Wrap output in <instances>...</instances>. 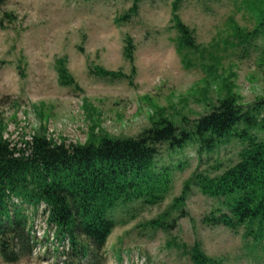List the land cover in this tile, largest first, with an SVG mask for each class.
<instances>
[{
	"label": "rangeland",
	"instance_id": "obj_1",
	"mask_svg": "<svg viewBox=\"0 0 264 264\" xmlns=\"http://www.w3.org/2000/svg\"><path fill=\"white\" fill-rule=\"evenodd\" d=\"M133 1L8 0L0 11V131L6 141L20 148L44 133L68 145L86 143L92 132L136 137L161 116L177 125L184 117L194 121L229 93L244 106L264 98V0H181L178 14L193 32V50L178 46L175 0H142L138 16L117 23ZM4 12L15 16L13 23H1ZM126 40L134 46L133 62L125 57ZM59 62L78 88L61 85ZM96 69L125 78H102ZM232 135L202 155L197 146L174 152L162 146L158 163L173 169V192L161 206L137 211L134 205L128 216L119 215L102 264H193L168 247L172 239L188 247L200 243L223 264H264V246L245 239L244 229L203 224L219 203L195 187L186 217L170 235L142 227L181 195L201 160L200 170L212 175L218 163L223 171L238 161L242 145ZM43 210L30 212L42 245L16 264H57L54 250L61 245L43 244L50 231ZM0 264L9 263L0 257Z\"/></svg>",
	"mask_w": 264,
	"mask_h": 264
},
{
	"label": "trees",
	"instance_id": "obj_2",
	"mask_svg": "<svg viewBox=\"0 0 264 264\" xmlns=\"http://www.w3.org/2000/svg\"><path fill=\"white\" fill-rule=\"evenodd\" d=\"M141 1L134 0L117 23L138 16ZM180 1L175 0L172 6L178 46L197 49L193 32L178 14ZM7 3L0 0V11ZM14 20L13 14L4 12L1 23ZM124 53L133 62L135 50L130 40H126ZM63 64L59 62L58 68L61 85L78 88ZM94 72L102 78H125L122 73L103 69ZM241 125L243 128L237 130ZM233 133L242 145L238 161L223 171L218 163L211 168L215 172L212 175L200 170L201 160L181 195L173 198L163 214L142 227L170 235L178 221L186 217L184 207L195 187L219 203L203 217L204 225L233 232L244 229L245 239H251L254 246H264V98L244 106L229 93L194 121L184 117L177 125L161 116L136 137H98L92 132L86 143L68 145L58 144L44 133L34 135L31 142L18 148L0 131V257L16 264L42 245L33 232L30 212L37 213L44 206L51 232L43 244L50 243L53 234L51 246L55 242L61 245V250H54L57 264L61 260L63 264L105 263V249L119 225V215L128 216L134 205L137 211L161 206L174 190L173 169L158 163L161 147L174 152L197 146L202 155V150L214 149ZM168 247L181 251L193 264H223L207 256L200 243L188 247L172 239Z\"/></svg>",
	"mask_w": 264,
	"mask_h": 264
}]
</instances>
